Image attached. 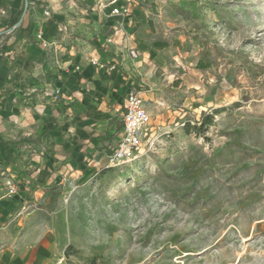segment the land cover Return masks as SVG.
I'll return each instance as SVG.
<instances>
[{"label": "rangeland", "instance_id": "obj_1", "mask_svg": "<svg viewBox=\"0 0 264 264\" xmlns=\"http://www.w3.org/2000/svg\"><path fill=\"white\" fill-rule=\"evenodd\" d=\"M131 1L133 46L163 47L151 141L117 164L115 146L69 157L18 191L0 249L31 264H264V0Z\"/></svg>", "mask_w": 264, "mask_h": 264}, {"label": "crops", "instance_id": "obj_2", "mask_svg": "<svg viewBox=\"0 0 264 264\" xmlns=\"http://www.w3.org/2000/svg\"><path fill=\"white\" fill-rule=\"evenodd\" d=\"M131 2L0 0V245L3 223L20 202L6 195L5 177L30 198L42 178L48 184L70 169L61 167L65 159L84 162L97 147L117 146L129 92L153 97L148 87L163 47L142 44L137 58L129 56L140 13ZM127 5L129 15L112 14ZM21 252L0 249V264H31Z\"/></svg>", "mask_w": 264, "mask_h": 264}, {"label": "built area", "instance_id": "obj_3", "mask_svg": "<svg viewBox=\"0 0 264 264\" xmlns=\"http://www.w3.org/2000/svg\"><path fill=\"white\" fill-rule=\"evenodd\" d=\"M45 14L50 16V10H46ZM112 14L129 15L130 5L124 7H114L112 9ZM38 37L41 38L42 36L39 35ZM128 52L129 56L132 58H137L139 56V51L135 47L128 48ZM91 63L96 65L99 62L92 59ZM99 64L101 65V62ZM116 68L117 64L114 63L110 65L111 70ZM59 92V90L56 91V93ZM151 133V116L146 105V100L141 97L138 92H129L125 101L122 136L112 155L109 157V161L112 164H117L126 160H133L137 158L145 152L149 142L151 141ZM2 187L8 197H13L18 192V186L12 176L9 178L5 177ZM63 261L64 258L59 259L55 264H62Z\"/></svg>", "mask_w": 264, "mask_h": 264}, {"label": "trees", "instance_id": "obj_4", "mask_svg": "<svg viewBox=\"0 0 264 264\" xmlns=\"http://www.w3.org/2000/svg\"><path fill=\"white\" fill-rule=\"evenodd\" d=\"M213 121H214V114L206 115V116H204L202 121H200V124H198V125H196L194 127L201 134V133L204 132L205 127L212 125ZM191 128H192L191 124L188 123V124L185 125V130L187 132H190Z\"/></svg>", "mask_w": 264, "mask_h": 264}]
</instances>
